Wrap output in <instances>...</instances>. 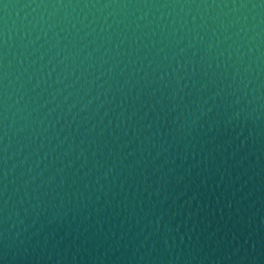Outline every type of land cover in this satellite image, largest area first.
<instances>
[{
	"label": "water",
	"instance_id": "obj_1",
	"mask_svg": "<svg viewBox=\"0 0 264 264\" xmlns=\"http://www.w3.org/2000/svg\"><path fill=\"white\" fill-rule=\"evenodd\" d=\"M0 264H264V0H0Z\"/></svg>",
	"mask_w": 264,
	"mask_h": 264
}]
</instances>
